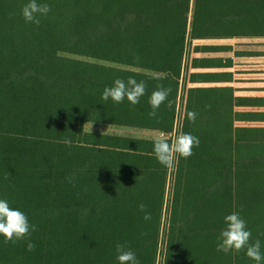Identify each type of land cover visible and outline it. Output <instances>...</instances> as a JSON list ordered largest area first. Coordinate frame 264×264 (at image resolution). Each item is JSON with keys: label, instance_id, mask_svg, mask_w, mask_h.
<instances>
[{"label": "trees", "instance_id": "obj_1", "mask_svg": "<svg viewBox=\"0 0 264 264\" xmlns=\"http://www.w3.org/2000/svg\"><path fill=\"white\" fill-rule=\"evenodd\" d=\"M27 2L0 0V197L36 229L31 251L24 240L0 236V264H117L118 243L140 264H156L158 254L160 264H254L244 249L223 253L215 244L222 216L237 211L249 243L259 239L264 251V171L236 170L263 158L234 156L244 150L235 137L264 136V126L241 125L264 121V111L233 108L264 105V98L234 96L195 109L231 114L185 117L182 133L199 144L178 158L169 184L155 154L57 141L68 138L73 115L170 129L188 41L264 35V0H194L191 19L190 0H37L50 8L38 25L20 14ZM61 53L160 72L168 81L135 77L145 83L139 103L103 101V88L127 72ZM158 86L169 93L149 116ZM197 91L232 95L229 88ZM138 143L152 148V141Z\"/></svg>", "mask_w": 264, "mask_h": 264}, {"label": "rangeland", "instance_id": "obj_2", "mask_svg": "<svg viewBox=\"0 0 264 264\" xmlns=\"http://www.w3.org/2000/svg\"><path fill=\"white\" fill-rule=\"evenodd\" d=\"M194 0L189 3V19L193 14ZM66 57L78 58L94 64H100L105 68H120L127 72L124 75L133 76L157 81H168L166 75L160 72H152L78 56L75 54L61 53ZM197 58L200 64H220L219 67L193 68L192 59ZM208 61H202V60ZM193 72H206L203 76H197ZM217 72H227L216 75ZM194 74V76H190ZM205 79V80H202ZM198 80V81H192ZM198 88L219 89L229 88L236 96H264V35H234L228 37H216L205 39H193L188 41L187 50L182 61V70L178 78L177 95L174 101V116L170 129H166L172 140L182 133L184 126L190 122L184 121L189 111L195 112L196 116H213L226 114L227 112H218L212 110H195L197 108H210L213 102L221 100H232V97L225 96H196ZM236 108V107H235ZM264 110V108L262 109ZM91 123V122H90ZM86 124V128L96 131H105L112 133H121L126 136L146 137L148 132L140 128L117 127L103 123L92 122ZM253 126H264V122L249 123ZM211 125L208 128L211 130ZM164 130V129H163ZM165 131V130H164ZM170 134V135H169ZM251 142H264V138H251ZM146 145V143H143ZM251 147V146H250ZM256 148H264L262 145ZM259 155L254 157L264 158V152L251 153ZM178 158L174 161L172 167L167 169L168 184L174 176ZM257 164H264L258 161ZM243 171H264V165L245 166L236 168ZM161 254L156 257V264H160Z\"/></svg>", "mask_w": 264, "mask_h": 264}, {"label": "clouds", "instance_id": "obj_3", "mask_svg": "<svg viewBox=\"0 0 264 264\" xmlns=\"http://www.w3.org/2000/svg\"><path fill=\"white\" fill-rule=\"evenodd\" d=\"M50 11L49 5L44 2L38 3L37 0H28L21 8L20 14L26 22L34 25L40 23V17L46 16ZM169 89L157 87L148 97V104L151 111L149 116H156V110L166 100ZM145 94L144 81H137L135 77L129 76L125 79L116 78L111 86L106 85L101 92V100L111 99L113 103H121L125 99L131 104L139 103L140 97ZM188 119H195L196 113L189 111ZM92 123V122H91ZM90 123V125H91ZM90 130V126H89ZM65 145H71L69 138H64ZM199 138L191 133H180L174 140H169L164 135H158L152 140V150L157 161L165 167H172L177 158H187L192 155L194 146H198ZM145 205L140 203L138 208L143 212V219H151V213L144 211ZM222 224L216 238L215 247L218 251L229 253L230 251L239 252L244 249L245 255L250 258L254 264H264V251L259 239L249 243L251 230L246 226V221L237 211L229 212L222 216ZM36 225L31 224L27 215L19 208L14 207L7 198L0 197V236L5 242H15L17 240L26 241L27 250L31 251L34 247L29 239L32 231H35ZM115 260L117 264H140L136 253L127 249L123 244H116Z\"/></svg>", "mask_w": 264, "mask_h": 264}, {"label": "crops", "instance_id": "obj_4", "mask_svg": "<svg viewBox=\"0 0 264 264\" xmlns=\"http://www.w3.org/2000/svg\"><path fill=\"white\" fill-rule=\"evenodd\" d=\"M210 60V59H208ZM202 60V61H208ZM198 66H192L193 68H204V67H219V66H210L213 64H200ZM215 65V64H214ZM196 73L197 76H203L206 72H193ZM227 73V72H225ZM205 80V79H202ZM198 81V80H192ZM199 82V81H198ZM202 89H210V88H202ZM230 90V89H229ZM231 91V90H230ZM210 92V91H209ZM198 94V93H196ZM195 94V95H196ZM198 96V95H196ZM205 96H225V97H232L234 98L233 92L232 95H205ZM238 96V95H236ZM241 97H262L264 96H241ZM232 100H221V101H232ZM248 102V101H243ZM259 104H264V100L258 101ZM236 107V108H235ZM234 110H256V111H264V105L260 106H236L234 105ZM213 111V110H212ZM220 112H227L224 115L231 114L230 111H220ZM75 121V122H73ZM94 122V123H103L107 125H114L117 127H132V128H140L147 131L149 134L146 137H139V136H126L122 135L121 133H112V132H105V131H96V130H89L86 128V124ZM257 122H264V121H257ZM251 122H243L241 125L245 126H253L250 125ZM255 123V122H252ZM263 127V126H261ZM170 132V131H169ZM166 130L164 131L163 128L159 125L154 124H143V123H136L131 121H124V120H116V119H99L93 117H84L79 115H73L71 117V123L67 125L64 130L63 135L68 136V138L72 141L70 146H78V147H95L101 149H109V150H120V151H128V152H141V153H150L154 154L152 148L143 147V145H139V141H152L154 137L158 135L166 136L168 133ZM170 135V134H169ZM167 137V136H166ZM169 138V136H168ZM251 138H264V136H239L235 137V142L243 143L242 151H236L234 156H243L247 158H254L251 153H259L264 152V148H256L258 145L264 146V142H251L252 140H247ZM64 140V139H63ZM57 141V142H63ZM251 146V147H250ZM260 158V157H255ZM264 160V158H263ZM262 160V161H263ZM264 165V164H261ZM251 166V165H249ZM255 166V165H254ZM245 167V166H241ZM239 168V167H236ZM237 170V169H236ZM243 171V170H241Z\"/></svg>", "mask_w": 264, "mask_h": 264}, {"label": "built area", "instance_id": "obj_5", "mask_svg": "<svg viewBox=\"0 0 264 264\" xmlns=\"http://www.w3.org/2000/svg\"><path fill=\"white\" fill-rule=\"evenodd\" d=\"M162 135H163V133H162ZM169 140L171 141V140H172V138H171V137H169Z\"/></svg>", "mask_w": 264, "mask_h": 264}]
</instances>
